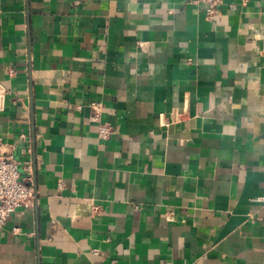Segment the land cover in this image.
I'll use <instances>...</instances> for the list:
<instances>
[{
	"label": "crops",
	"instance_id": "1",
	"mask_svg": "<svg viewBox=\"0 0 264 264\" xmlns=\"http://www.w3.org/2000/svg\"><path fill=\"white\" fill-rule=\"evenodd\" d=\"M0 139V264H264V0H0Z\"/></svg>",
	"mask_w": 264,
	"mask_h": 264
},
{
	"label": "built area",
	"instance_id": "2",
	"mask_svg": "<svg viewBox=\"0 0 264 264\" xmlns=\"http://www.w3.org/2000/svg\"><path fill=\"white\" fill-rule=\"evenodd\" d=\"M196 3H204L206 15L212 19L217 11L219 0H194ZM244 1V0H243ZM93 111L91 120L98 123V134L101 139H107L113 134V129L108 123H101V105L92 103ZM2 140L0 139V228L3 227L9 217L20 208H30L34 203V190L26 184L30 177H22L19 172L18 162L9 152H2ZM24 169L32 171L31 164L25 163Z\"/></svg>",
	"mask_w": 264,
	"mask_h": 264
}]
</instances>
